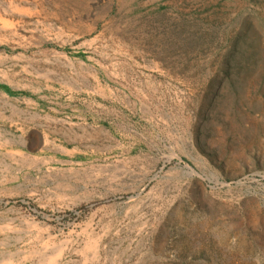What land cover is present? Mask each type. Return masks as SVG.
Instances as JSON below:
<instances>
[{
  "label": "rangeland",
  "instance_id": "obj_1",
  "mask_svg": "<svg viewBox=\"0 0 264 264\" xmlns=\"http://www.w3.org/2000/svg\"><path fill=\"white\" fill-rule=\"evenodd\" d=\"M247 6L0 0L38 97V135L0 122V264H264V89L216 68Z\"/></svg>",
  "mask_w": 264,
  "mask_h": 264
},
{
  "label": "trees",
  "instance_id": "obj_2",
  "mask_svg": "<svg viewBox=\"0 0 264 264\" xmlns=\"http://www.w3.org/2000/svg\"><path fill=\"white\" fill-rule=\"evenodd\" d=\"M254 7L240 8L233 18L232 46L227 58L216 63L220 83L243 82L250 75L259 76L264 89V0H246ZM221 6V4L219 5ZM218 86V92L223 87ZM244 88V84H240Z\"/></svg>",
  "mask_w": 264,
  "mask_h": 264
},
{
  "label": "crops",
  "instance_id": "obj_3",
  "mask_svg": "<svg viewBox=\"0 0 264 264\" xmlns=\"http://www.w3.org/2000/svg\"><path fill=\"white\" fill-rule=\"evenodd\" d=\"M25 58H11L8 63ZM3 104L0 110V122L4 132L20 138L38 135V97L22 92L11 82H3Z\"/></svg>",
  "mask_w": 264,
  "mask_h": 264
}]
</instances>
